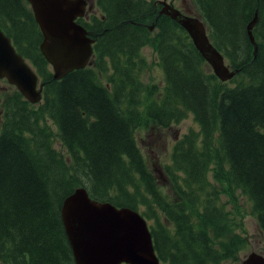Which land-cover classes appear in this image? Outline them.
<instances>
[{
    "label": "trees",
    "instance_id": "16d2710c",
    "mask_svg": "<svg viewBox=\"0 0 264 264\" xmlns=\"http://www.w3.org/2000/svg\"><path fill=\"white\" fill-rule=\"evenodd\" d=\"M195 2L210 42L238 69L228 81L208 70L176 21L158 14V0H96L101 19L84 23L94 38L91 65L54 80L26 0H0V27L44 82L36 108L16 91L0 115V264H74L60 206L79 186L138 210L161 264H227L243 244L222 184L264 232V0ZM256 10L254 57L246 27ZM152 24L162 89L143 78L140 59ZM187 117L199 129L181 134L155 176L138 127L160 130ZM214 163L221 186L208 178Z\"/></svg>",
    "mask_w": 264,
    "mask_h": 264
},
{
    "label": "water",
    "instance_id": "95a60500",
    "mask_svg": "<svg viewBox=\"0 0 264 264\" xmlns=\"http://www.w3.org/2000/svg\"><path fill=\"white\" fill-rule=\"evenodd\" d=\"M28 1L41 32L40 51L52 65V77L60 79L72 70L85 67L94 39L74 20V16L83 14L85 0ZM160 4L158 14L180 24L215 76L223 82L230 80L236 70L229 71L224 56L210 42L204 23L183 14L166 0ZM255 22L256 15L247 24L249 32ZM250 40L255 47L252 35ZM0 78L15 86L31 103L41 100L43 83L37 84L36 73L1 29ZM60 217L75 264H160L148 223L135 209L93 199L85 187L79 186L63 199ZM240 264H264V254L249 252Z\"/></svg>",
    "mask_w": 264,
    "mask_h": 264
},
{
    "label": "rangeland",
    "instance_id": "374dc122",
    "mask_svg": "<svg viewBox=\"0 0 264 264\" xmlns=\"http://www.w3.org/2000/svg\"><path fill=\"white\" fill-rule=\"evenodd\" d=\"M167 1L169 2L170 0ZM176 1L191 6L193 8L192 13L198 14L196 7L190 0ZM23 6L25 7V5ZM28 20L34 23L32 16H29ZM147 33L149 37V43L145 44L140 49V59L143 64L142 71L144 70L143 78L147 81L151 77L152 82L157 83L158 87H160L163 85L164 79L162 70L157 64V55L155 54L156 35L159 33V30H147ZM32 67L35 70V67ZM208 70L212 72V69L210 67H208ZM0 89L2 90V93H7L13 88L9 87V85L4 80H0ZM1 113L2 112H0V115ZM189 128H193L195 130L199 129L197 123L193 121L191 117L182 119L174 125L162 128L160 130L153 129L151 131H148L147 127H138L136 133L137 146L141 154L146 158L148 166L151 167L155 176L159 174L160 166L163 164V162L168 161V156L173 144L178 140L181 134L185 133ZM56 129L57 127L53 124V130L55 131ZM55 147L58 150L65 152V149L60 143L56 142ZM216 167V163L209 166L208 178L217 186H221V182H225L216 180L214 178ZM162 188L167 191L168 186L163 185ZM222 188L223 191L221 192V198H223V200L225 201H229L226 204V208L230 211V214L227 216V218L233 222L232 232L241 233L244 235L243 244L238 247L235 254H230V257L226 261L227 264H240L245 255L252 251L264 254V232H261L259 230V226L255 218L250 214L249 205L243 198H240L237 192H235L237 197L236 203L231 202V196L229 193H227L226 186L224 184H222Z\"/></svg>",
    "mask_w": 264,
    "mask_h": 264
},
{
    "label": "flooded vegetation",
    "instance_id": "af4514ba",
    "mask_svg": "<svg viewBox=\"0 0 264 264\" xmlns=\"http://www.w3.org/2000/svg\"><path fill=\"white\" fill-rule=\"evenodd\" d=\"M96 1V0H95ZM95 1L94 0H86V4H87V9L86 11L83 12L82 15L77 16V20L82 22V23H87V22H91L92 18L94 17H98L101 19V14L98 10V8H96L95 5ZM170 3H172L173 5L175 4V0H170ZM93 3V4H92ZM182 7H180L182 9V11H190L187 7L186 4H181ZM1 90V89H0ZM2 90L0 91V109L2 107Z\"/></svg>",
    "mask_w": 264,
    "mask_h": 264
},
{
    "label": "bare ground",
    "instance_id": "6f19581e",
    "mask_svg": "<svg viewBox=\"0 0 264 264\" xmlns=\"http://www.w3.org/2000/svg\"><path fill=\"white\" fill-rule=\"evenodd\" d=\"M254 15H256V22H255V24L253 25L251 31L249 32L248 28L246 27L247 35H248V37H249V40H250V36H251V35L254 37V35H253V29H254V27H255L256 23L258 22V19H259V17H258V11H257V10L254 12ZM253 17H254V16H253ZM250 42H251V40H250ZM251 44H252V43H251ZM252 46H253V45H252ZM257 53H258V44H256L255 47L253 46V54H254V57H256ZM23 57H24V56H23ZM24 59L27 60L26 57H24ZM235 70H236V73H237V72H238V69H235ZM236 73H235V74H236Z\"/></svg>",
    "mask_w": 264,
    "mask_h": 264
}]
</instances>
